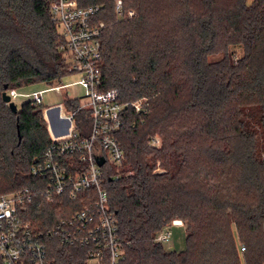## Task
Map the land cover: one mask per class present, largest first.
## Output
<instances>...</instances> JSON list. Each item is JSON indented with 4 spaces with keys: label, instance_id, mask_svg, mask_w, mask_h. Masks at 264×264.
<instances>
[{
    "label": "trees",
    "instance_id": "trees-1",
    "mask_svg": "<svg viewBox=\"0 0 264 264\" xmlns=\"http://www.w3.org/2000/svg\"><path fill=\"white\" fill-rule=\"evenodd\" d=\"M74 1L102 9L101 92L149 99L117 135L122 164L104 166L119 264H264V0ZM54 2L0 0V179L12 178L0 197L46 186L30 172L53 146L47 107L28 101L14 114L3 94L73 74ZM63 105L87 137L91 112L77 98ZM84 205L37 197L25 217L52 264L87 263L88 249L52 234ZM175 221L186 230L180 253L157 241Z\"/></svg>",
    "mask_w": 264,
    "mask_h": 264
},
{
    "label": "built area",
    "instance_id": "built-area-1",
    "mask_svg": "<svg viewBox=\"0 0 264 264\" xmlns=\"http://www.w3.org/2000/svg\"><path fill=\"white\" fill-rule=\"evenodd\" d=\"M101 11L100 7L82 9L74 0H55L52 4V18L65 39L63 50L70 71L81 76L78 85L88 101L79 110L91 112L92 124L89 135L82 137L71 126L75 114L64 118L59 111V119L70 124L71 133L64 127L65 135L53 139L45 159L30 172L46 186L0 197V257L4 264H52L40 235L25 219L37 197L49 204L61 198L85 204L81 211L58 223L52 234L65 246L88 249L86 264H119L123 259L117 220L108 207L104 166L122 164L124 151L117 135L127 125L131 111L146 113L149 99L122 102L116 90L101 92L103 24L97 22ZM115 13L120 19L124 17L121 1L116 3ZM134 15L131 11L127 17ZM53 89L33 93L29 101L43 104V94ZM150 145L158 147L160 141L153 139ZM172 226L184 225L175 221ZM170 228L159 235V243H169Z\"/></svg>",
    "mask_w": 264,
    "mask_h": 264
},
{
    "label": "rangeland",
    "instance_id": "rangeland-1",
    "mask_svg": "<svg viewBox=\"0 0 264 264\" xmlns=\"http://www.w3.org/2000/svg\"><path fill=\"white\" fill-rule=\"evenodd\" d=\"M81 80V76L78 74H72L63 79V81L58 85V87L54 88L53 91L48 92L45 96H43V104L46 107H50L54 105V103L59 102L60 99L64 98L65 96H69L70 98H80L81 106H87L88 101L84 99L83 91L81 87L78 85ZM41 87L33 86L27 89L21 90L20 92H15L12 95V101L16 103L18 108L22 106V100L27 102L28 100H32L33 93L40 90ZM60 107V115L64 118H69L70 113L64 106ZM75 123H72V128L75 126ZM67 130L71 133L70 124L67 123ZM48 130L51 134V130L48 124ZM12 182L11 177H4L0 179V187H6ZM170 232V241L169 243H164L163 247L168 252H184L187 249V237H186V230L184 227L180 226H172L169 229Z\"/></svg>",
    "mask_w": 264,
    "mask_h": 264
},
{
    "label": "crops",
    "instance_id": "crops-1",
    "mask_svg": "<svg viewBox=\"0 0 264 264\" xmlns=\"http://www.w3.org/2000/svg\"><path fill=\"white\" fill-rule=\"evenodd\" d=\"M37 86L41 87V89L38 90L37 92L45 91V90L48 89V87L45 86V85H37ZM47 93L48 92L44 93L43 96H45ZM82 96L84 97V92H83V95ZM77 99H80V98L77 97ZM22 103L24 104L25 101L22 100ZM60 105L64 106L63 105V98L60 99L59 102L54 103V105H52L50 107L48 106L47 109H49V110L47 112H45V117L47 119V123L49 124L50 130H51V137H52V139L57 138V137H62L66 133L62 129L64 127H66L67 123L64 122V121H61L59 119V111H60L59 110V106ZM182 227H184V226H182Z\"/></svg>",
    "mask_w": 264,
    "mask_h": 264
},
{
    "label": "water",
    "instance_id": "water-1",
    "mask_svg": "<svg viewBox=\"0 0 264 264\" xmlns=\"http://www.w3.org/2000/svg\"><path fill=\"white\" fill-rule=\"evenodd\" d=\"M3 102L9 106L10 110L12 111V113L17 114L18 113V106L16 105L15 102L12 101V96L7 94V92H5L3 94Z\"/></svg>",
    "mask_w": 264,
    "mask_h": 264
}]
</instances>
